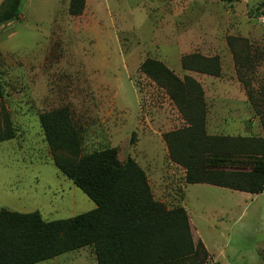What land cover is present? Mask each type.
<instances>
[{"label":"rangeland","instance_id":"374dc122","mask_svg":"<svg viewBox=\"0 0 264 264\" xmlns=\"http://www.w3.org/2000/svg\"><path fill=\"white\" fill-rule=\"evenodd\" d=\"M68 4L22 0L18 18L0 30V106L15 129L0 143V208L38 211L47 221L95 208L54 166L40 127L42 112L67 107L84 154L116 148L120 162L131 158L144 170L156 200L185 209L194 238L208 252L205 264H264V190L187 184L163 139L187 124L139 68L151 58L179 78L198 77L208 132L262 137L244 83L263 96L264 0H85L76 16ZM228 37L236 39L243 66L235 63ZM190 53L217 55L220 74L190 75L180 63ZM242 93L248 102L241 104ZM35 264L96 260L84 247Z\"/></svg>","mask_w":264,"mask_h":264},{"label":"trees","instance_id":"16d2710c","mask_svg":"<svg viewBox=\"0 0 264 264\" xmlns=\"http://www.w3.org/2000/svg\"><path fill=\"white\" fill-rule=\"evenodd\" d=\"M22 0L0 4V30L17 19ZM85 0H69L68 13L81 14ZM227 44L235 63L242 55ZM183 70L218 76L217 55H183ZM140 70L176 105L186 126L163 134L169 158L185 170L187 184L204 183L259 194L264 190V91L255 97L244 83L259 117L262 137L208 135L206 105L200 83L179 78L166 65L145 59ZM2 86L0 83V98ZM39 123L52 162L95 204V208L64 219L44 220L38 211L21 213L0 208V264H35L65 252L91 247L96 264H205L208 252L182 206L167 208L153 197L144 170L131 158L117 159L116 148L82 152V142L67 107L42 112ZM15 129L0 106V143Z\"/></svg>","mask_w":264,"mask_h":264},{"label":"crops","instance_id":"0c3cea01","mask_svg":"<svg viewBox=\"0 0 264 264\" xmlns=\"http://www.w3.org/2000/svg\"><path fill=\"white\" fill-rule=\"evenodd\" d=\"M4 0H0V4L3 2ZM189 73H190V75L191 74H200V75H204V76H208V77H215V76H210V75H207V74H201V73H198V72H194V71H188ZM195 80H197V78L195 77V75H191ZM199 79V78H198ZM198 81V80H197ZM202 86V85H201ZM204 90V89H203ZM205 91V90H204ZM241 99H239V102L242 104V102L244 103V102H248V100H247V97L242 93L241 95ZM208 126H209V122H208V114H207V117H206V123H205V129H206V131H207V134H209V135H215L216 133H214V134H212V133H210V132H208ZM216 128V127H215ZM215 130H217V129H215ZM183 171H185L184 169H183ZM184 175H185V173H184ZM87 247H89V246H87ZM84 248V247H83ZM93 255H94V253H93ZM95 257V256H94Z\"/></svg>","mask_w":264,"mask_h":264},{"label":"built area","instance_id":"2783aa9c","mask_svg":"<svg viewBox=\"0 0 264 264\" xmlns=\"http://www.w3.org/2000/svg\"><path fill=\"white\" fill-rule=\"evenodd\" d=\"M263 21H264V17H263V19H262Z\"/></svg>","mask_w":264,"mask_h":264}]
</instances>
